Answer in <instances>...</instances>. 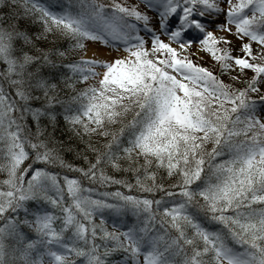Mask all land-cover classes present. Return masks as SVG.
Masks as SVG:
<instances>
[{
  "label": "snow or ice",
  "instance_id": "obj_1",
  "mask_svg": "<svg viewBox=\"0 0 264 264\" xmlns=\"http://www.w3.org/2000/svg\"><path fill=\"white\" fill-rule=\"evenodd\" d=\"M0 177V264H264V0H0Z\"/></svg>",
  "mask_w": 264,
  "mask_h": 264
},
{
  "label": "rangeland",
  "instance_id": "obj_2",
  "mask_svg": "<svg viewBox=\"0 0 264 264\" xmlns=\"http://www.w3.org/2000/svg\"><path fill=\"white\" fill-rule=\"evenodd\" d=\"M204 65H208L211 66V63L207 61V59H205Z\"/></svg>",
  "mask_w": 264,
  "mask_h": 264
},
{
  "label": "trees",
  "instance_id": "obj_3",
  "mask_svg": "<svg viewBox=\"0 0 264 264\" xmlns=\"http://www.w3.org/2000/svg\"><path fill=\"white\" fill-rule=\"evenodd\" d=\"M204 66H206V67H211V66H208V65H204ZM0 178H2V177H0Z\"/></svg>",
  "mask_w": 264,
  "mask_h": 264
}]
</instances>
